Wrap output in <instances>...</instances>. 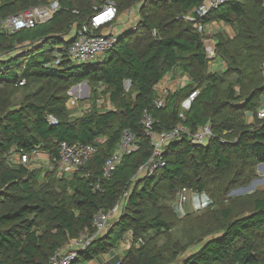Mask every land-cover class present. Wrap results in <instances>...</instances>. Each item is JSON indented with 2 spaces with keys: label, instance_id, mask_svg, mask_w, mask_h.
Instances as JSON below:
<instances>
[{
  "label": "trees",
  "instance_id": "trees-1",
  "mask_svg": "<svg viewBox=\"0 0 264 264\" xmlns=\"http://www.w3.org/2000/svg\"><path fill=\"white\" fill-rule=\"evenodd\" d=\"M109 1L116 4L118 14L141 2L140 20L135 30L117 35L114 46L98 62L74 65L64 38L75 24L87 22L104 0H62L61 9L51 20L13 35L0 33V54L11 52L16 45L22 48L0 59V264H46L71 239L82 232L92 233L94 216L113 209L124 192L125 212L71 264L109 254L128 233L133 245L125 260L115 258L109 264H160L157 256L144 247L136 250L134 243L151 231L161 234L169 230V223L158 210L164 197L175 198L185 187L204 192L213 200L207 193L208 177L225 175L234 162L264 163V119H256L251 127L244 123V113L257 110L259 98L264 97V0H227L201 18L194 10L204 0ZM38 4V0H0V18ZM183 15H191L195 21H183ZM213 21L226 24L232 36L224 32L215 36V54L224 64V76L211 73L205 77L208 59L204 37L195 24ZM55 50H59L60 64L53 67ZM176 70L198 84L204 83L184 119L179 116V97L186 92L187 96L195 86L189 84L168 94L162 108L154 106L157 85ZM21 80L25 83L19 86ZM84 81L94 86L86 101L105 93L111 110L93 107L86 115L70 116L66 93ZM126 81L132 97L125 92ZM223 83L225 100L218 94ZM33 85L37 90L32 102L17 109L7 106L13 93ZM226 109L241 120L237 124L238 117L235 122L216 120ZM145 110L156 121V130L182 123L193 133L210 123L213 137L206 145L193 144L187 137L170 143L163 153L165 167L132 184L130 179L151 156L141 125ZM48 116L57 124L50 125ZM124 129L135 134L138 149L125 156L111 178L101 180L96 189L102 166ZM99 139L104 141L97 144L92 160L64 179L71 194L68 202H56L54 192L47 190L48 183H41L40 170L6 163L10 151L30 153L39 149L54 157L60 143L94 145ZM161 186L167 196L160 192ZM228 216L229 211L224 212V218ZM263 243L264 197L254 200L252 212L223 225L217 236L177 264H261Z\"/></svg>",
  "mask_w": 264,
  "mask_h": 264
},
{
  "label": "built area",
  "instance_id": "built-area-1",
  "mask_svg": "<svg viewBox=\"0 0 264 264\" xmlns=\"http://www.w3.org/2000/svg\"><path fill=\"white\" fill-rule=\"evenodd\" d=\"M38 1L40 4L30 7L25 11L0 18V33L4 35H13L24 29H32L39 24L51 20L53 15L61 9L60 4L62 0ZM226 1L227 0H204L194 12L199 18L204 17L211 10H215L226 3ZM73 13L77 14L75 11ZM118 16L116 4L108 0L102 6L93 9V13L87 22L79 25L75 24L70 34L64 38V41L69 42L68 57L71 62L88 64L100 61L102 56L109 51L117 41V33L114 32V29L117 24ZM187 20L194 22L195 17L189 15ZM208 26L209 23L203 24L198 22L195 24L196 31L203 35V37L208 33ZM229 36H232L231 30L229 31ZM203 44L209 64L219 59L215 54V41H209L204 37ZM59 64V50H55L51 65L56 67ZM24 83V80H21L18 84L22 86ZM128 86L129 82L126 81L124 88L126 89ZM198 93V91L193 90L187 96L186 101L191 104ZM71 101L70 104H77L78 100L72 98ZM164 103L165 100L161 97L154 101V106L156 108H162ZM103 104L104 99L101 97L89 100L80 108L79 116L88 114L93 107L101 110ZM75 106L77 107V105ZM106 109H112L109 103H107ZM180 118L184 119L182 117ZM256 119H264V106L259 107L254 112L246 111L244 113L245 125L250 127L253 126ZM48 122L50 125L57 124V121L52 116H48ZM155 123L156 121L151 114L145 110L142 113L141 125L151 148V156L143 166L138 168L135 175L130 179L132 184L137 180L153 176L158 170L165 167L166 162L163 158V153L170 143L187 137L193 144L206 145L213 137L210 123L204 124L193 133L182 123L168 129L160 130L154 128ZM103 141L104 140L99 139L94 145L60 143L57 155L54 157H50L39 149L33 150L30 153L14 152L17 156L16 164L29 169H35L37 165H42V163H44V165L52 168L59 176L67 178L78 172L92 160L94 154L97 152V144L103 143ZM137 149L138 144L135 134L130 129H124L114 151L107 157L102 166L101 178L95 184V188H99L101 180L105 181L110 179L113 172L121 164L123 158L132 154ZM188 193L190 195L191 207L194 211H203L212 204L210 197L204 192L189 190L183 187L176 192L172 204V208L178 217H182L186 212L184 210V205L187 202ZM125 196H127V193ZM117 210L118 203L108 212L97 213L92 220L93 232L91 234L82 232L76 238L71 239L68 244V249L60 248L56 250L46 264H71L80 252L88 248L97 237L103 235L107 231L110 216L114 215ZM109 261L106 264H109Z\"/></svg>",
  "mask_w": 264,
  "mask_h": 264
},
{
  "label": "rangeland",
  "instance_id": "rangeland-1",
  "mask_svg": "<svg viewBox=\"0 0 264 264\" xmlns=\"http://www.w3.org/2000/svg\"><path fill=\"white\" fill-rule=\"evenodd\" d=\"M105 4V0H104ZM103 5V4H102ZM141 5V2H138L134 7L129 10H125L120 13L118 16L117 24L115 29L117 35L122 34L126 30H135L137 23L140 20V15L138 14V9ZM189 15L180 16L183 21L190 22L187 20ZM217 23V21H215ZM225 33V32H224ZM22 48L19 45H16L14 50L11 52L0 54V59L4 60L8 56H13L18 51H21ZM74 65L76 62H72ZM211 64L208 63L205 77L211 74ZM221 69H217L215 72L218 76L223 75ZM224 76V75H223ZM226 78V77H224ZM232 77L226 79L231 80ZM86 82V81H84ZM75 84L72 85L66 95L68 100L66 104L72 102V98H76L77 107L73 105H68L69 113L72 118H76L80 114V108L86 104L87 91L94 89L93 84L86 82V84ZM166 84L171 87L169 90H163L161 96H165L166 93H175L182 88H185L189 84L195 86L194 90L200 92L204 83L198 84V81H194L192 77L190 78L187 74L182 73L180 70H176L170 79L166 80ZM128 86L125 89V92L129 97L133 96L131 89ZM37 90V86H29L24 89H18L13 95L10 96L7 106L10 109H17L22 104L27 102H32L33 95ZM129 92V93H128ZM187 93V92H186ZM181 93L179 100L181 102L184 98L190 94ZM219 97L221 100L226 98V84L223 83L219 87ZM72 96V97H71ZM104 99V108L105 110L108 103V95L103 93V95L98 96L97 98ZM86 101V102H85ZM259 102H264V97L259 98ZM106 103V104H105ZM110 103V102H109ZM112 108V106H111ZM237 115L233 111L226 109L222 112L216 120L221 121L225 118H229L233 122L237 121ZM241 120L238 117L237 124ZM238 128V127H237ZM17 156L12 151L6 156V163L9 166H16ZM40 170L41 183H48V189H51L55 196L56 202H68L70 200L71 194L66 187L64 181L65 177L59 176L52 168L47 167L46 165H37L35 171ZM46 174L50 175V178H45ZM210 180V185L207 193L213 198L212 204L203 211H194L190 203V195H187V202L184 205L185 214L181 217H178L172 208L174 202L173 196L164 197L159 202L158 210L162 211L163 218L169 223V230L158 234L154 231L149 232L144 236L143 246L141 242L137 241L134 243L136 250H139L141 247H144L151 255L157 256L160 264H177L186 256L195 252L203 243L209 240L212 237H215L220 232L223 225L230 222L232 219L246 215L253 211V202L256 198L264 197V166L260 164H253L252 162H246L241 164L239 162H234L233 167L225 175L215 176L211 175L208 177ZM45 186V185H41ZM160 192L164 193V196H167L166 191H163V186L160 187ZM124 192L118 202L117 212L110 216L108 222V229L113 225V223L122 215L126 210L127 196ZM157 208L155 211H158ZM171 210L173 211L175 217L173 216ZM229 211V216L227 219L224 218V212ZM188 214H191L187 216ZM107 229V230H108ZM87 234H91L87 232ZM129 235V237H128ZM70 242V241H69ZM65 244L61 249H68V244ZM131 234L128 233L127 236L122 240V243L125 246V249L122 250L121 256L118 259L125 260L126 252L133 245L132 244ZM264 247V243L261 245ZM123 247V246H122ZM112 254L115 253L114 250L111 251ZM110 254V253H109ZM264 264V263H261Z\"/></svg>",
  "mask_w": 264,
  "mask_h": 264
},
{
  "label": "crops",
  "instance_id": "crops-1",
  "mask_svg": "<svg viewBox=\"0 0 264 264\" xmlns=\"http://www.w3.org/2000/svg\"><path fill=\"white\" fill-rule=\"evenodd\" d=\"M115 31H116V29H114V32ZM229 31H230V28L226 24L221 23V22L215 23L213 21V22L209 23L208 33L204 37L206 39H208L209 41L210 40L215 41L216 40L215 39V36H216L217 33H219V32H225L227 35H229ZM215 43H216V41H215ZM218 68L221 69L222 71L224 70V64H223V62L220 59H217L214 62H212V65H211V73L217 72V69ZM174 72L175 71H172L171 73H169L168 75H166L165 78L157 85V87H156L157 99L160 97V95H162L163 90H165V89L166 90L171 89V87H169V85L166 84V80L167 79H170L171 76L174 74ZM164 93H167V92H164ZM168 94H170V93H167L165 96H163V97L161 96V97L165 100ZM89 95H90V91L88 90L87 93H86V98L87 99H88ZM107 100H108V98H107ZM108 103H109V100H108ZM71 104L68 103L67 104V108L69 107L68 105H71ZM72 105L75 106L77 104H74L73 103ZM262 106H264V102H260L259 107H262ZM189 107H190V104L186 101V98H185L180 103V108H179L180 115L179 116L182 117V118H184V113L186 111H188ZM103 108H104V106L102 107V110H103ZM105 110H107V109L105 108ZM42 165H44V163H42ZM124 249H125V246L122 243V241H120L119 244L117 245V247L114 249V251H115L114 254H112V252H110V254L99 256L95 260H92V261H89V262H85V263H82V264H106L109 260L111 261V260H113L115 258H120L121 253H122V250H124Z\"/></svg>",
  "mask_w": 264,
  "mask_h": 264
},
{
  "label": "water",
  "instance_id": "water-1",
  "mask_svg": "<svg viewBox=\"0 0 264 264\" xmlns=\"http://www.w3.org/2000/svg\"><path fill=\"white\" fill-rule=\"evenodd\" d=\"M82 84H84V85H85V84H86V82H82ZM82 84H81V85H82ZM85 99H86V97H85ZM260 166H264V163H263V164H260Z\"/></svg>",
  "mask_w": 264,
  "mask_h": 264
}]
</instances>
